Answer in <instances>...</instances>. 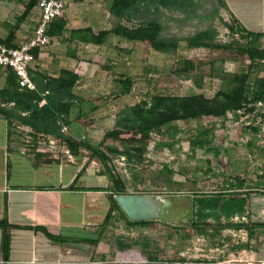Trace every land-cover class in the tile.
Returning a JSON list of instances; mask_svg holds the SVG:
<instances>
[{
	"label": "crops",
	"instance_id": "crops-1",
	"mask_svg": "<svg viewBox=\"0 0 264 264\" xmlns=\"http://www.w3.org/2000/svg\"><path fill=\"white\" fill-rule=\"evenodd\" d=\"M100 1L102 3L99 0L80 3L67 0L64 15L66 31L63 36L55 37L51 45L36 49L38 55L33 62V70L54 78L62 70L74 71L81 77L74 89L81 103L72 111L65 135L92 146H98L106 132L115 126L119 112L126 107L121 103L131 94L121 95L119 83L115 80L116 85L110 86L104 97V92L91 83L98 71L92 67L95 60L89 58V53L108 45L111 36L103 45L68 41L74 29L90 27L98 32L112 28L100 26L101 21L95 15L104 9L108 11L106 0ZM30 2L0 0V42L17 47L33 35L40 21L41 8L37 0L23 18ZM223 3V8L236 21L243 45L254 44L260 50L264 49V0H223ZM114 49L118 50V47ZM129 58L123 62L126 71L118 73V76L131 78L135 60L130 61ZM259 69L254 75L264 77V63ZM7 80L8 70L0 67V91L6 87ZM26 127L18 122L9 125L0 116V264H58L60 261L86 262L93 259L105 251L102 229L113 192L103 166L98 163L89 165L82 157H75L74 163L50 159L48 152L37 149L35 141L25 144ZM206 133L212 137L210 131ZM209 137L207 141H211ZM210 147L214 157H221L222 152L232 155L231 148ZM244 153L238 165L231 167V172L224 177L216 178L220 173L217 167L208 171L212 175L210 182L220 186L218 189H215L216 185L212 186L214 190L209 195L222 194L226 200L239 198L243 201L241 214L247 215L248 222L233 223V216H223L219 225L214 218H209L206 231L198 230L199 223H196L195 231L209 236L211 244L215 245L220 241L224 228L244 227L249 232L252 245L243 244L238 249L252 248L255 257L264 261V149L250 148ZM3 223L10 226L8 253L4 250ZM137 229L133 230L136 232ZM153 251L149 243V248L144 250L151 259L149 264L173 263L167 259L157 263L153 259ZM174 263L191 264L184 260ZM192 264L205 263L196 261Z\"/></svg>",
	"mask_w": 264,
	"mask_h": 264
},
{
	"label": "rangeland",
	"instance_id": "rangeland-1",
	"mask_svg": "<svg viewBox=\"0 0 264 264\" xmlns=\"http://www.w3.org/2000/svg\"><path fill=\"white\" fill-rule=\"evenodd\" d=\"M195 1L196 9L188 15L162 11L159 18L164 26L165 36L184 38L212 26L218 32V42L244 44L239 34L231 33L227 28L226 24L231 25L232 19L219 0ZM99 3L102 2L99 0ZM95 15L103 27L111 28L122 22L106 9ZM115 47H118V50L114 49ZM238 47L236 45L228 51H209L189 49L186 43L182 42L176 53L163 54L152 50L147 41L132 43L111 36L108 45L97 47L96 51L89 53L91 55L89 58L95 60L92 61V67L98 71L91 83L100 88L105 97L108 88L116 85L118 73L126 71L123 62L126 63L130 57V61L135 60V71L131 74L132 92L121 103L124 106H134L155 94L185 95L196 92L212 97L223 85L222 80L215 74L218 72L233 74L247 69L248 59L239 54ZM185 60H192L197 65L191 79L177 73ZM212 64L216 68L214 75ZM198 82H201V86L197 85ZM238 115L229 113L226 118L203 117L199 120L174 123L178 128L175 136L166 132L152 136L146 153L149 162L138 170L132 165L126 166L125 161L122 164L119 155L113 157L109 167L121 177L123 183L137 195H149L161 200L163 211L161 219L157 222L153 220V224L147 229L138 228L133 236L128 233L124 222L118 221V218H112L107 224L104 222L102 238L105 251L88 261H98L100 264H149L145 261L151 259L144 254L143 248V244L149 242L154 250L153 259L157 260V263L163 259L176 262L178 252L189 244L190 236L181 225L191 222L194 199L197 195L209 194L214 190L212 186L217 184L210 182L212 175L208 171L217 167L220 173L216 178L220 179L224 174L231 172V167L238 165L237 162L246 150L261 148L257 145L259 143L257 130L260 129V124L251 121L252 115ZM111 128L113 129L114 125ZM208 131L212 133L210 134L212 137L207 135ZM108 132L99 141L104 151L109 146L122 149L120 140L130 137L127 134L109 137ZM208 137L211 141H207ZM209 146L221 150L225 147L231 148L232 155L222 152L221 157H214ZM83 154L89 165L98 163L102 166L99 160L90 161L86 151ZM49 157L52 160L67 161L66 163L75 162L74 156L72 161H68L64 154L58 159L50 154ZM247 158L251 160L250 157ZM165 166L174 172L173 175L169 176L165 172ZM135 174H140L136 180ZM109 182L112 188L116 187L110 179ZM215 187L218 189L220 186ZM118 238L123 242L122 246L118 245ZM135 241L139 244L134 245ZM163 249L166 250L165 253ZM132 253L135 258L130 255Z\"/></svg>",
	"mask_w": 264,
	"mask_h": 264
},
{
	"label": "trees",
	"instance_id": "trees-1",
	"mask_svg": "<svg viewBox=\"0 0 264 264\" xmlns=\"http://www.w3.org/2000/svg\"><path fill=\"white\" fill-rule=\"evenodd\" d=\"M76 3L85 0H73ZM224 7L223 0H219ZM37 0H31L23 16L25 18L30 10L36 5ZM195 0H107V9L110 14L121 20L119 24L111 29L94 31L90 27L74 29L68 38L69 42L103 45L109 36H117L129 42L147 41L152 50L163 54H174L178 51L182 42L186 43L189 49L204 48L209 51H228L238 45L239 54L251 60L247 70H241L233 74L218 72L215 74L222 82V87L210 97L204 93L192 92L185 95L155 94L150 98L139 102L134 106H126L119 112L114 128L107 133V136L127 134L129 138L121 139L122 149L117 146L106 147V151L100 146H92L84 142H77L61 132L62 126H67L72 111L79 107L81 99L74 93L75 87L79 84L81 77L74 71L62 70L57 78L49 76L45 72L29 70V75L35 84V89L21 88L18 76L10 69L6 87L0 91L3 103L13 102L12 107L0 106V116L8 121L9 125L18 122L23 126L31 127L37 134L55 135L69 148L71 154L76 158H84L83 150L88 153L89 160H99L106 175L115 184L110 195L111 206L106 216V224L112 218L123 221L129 231L134 228L148 227L153 220L131 221L122 211L115 195L129 194L121 177L114 173L109 163L112 158L119 155L125 156L131 164H141L145 159L148 144L153 133H170L175 136L178 132L174 123L179 121L199 120L203 117L226 118L229 113L237 114V111L245 109L246 113H253L256 110L255 104H264V77L254 75L260 71V61L264 59V49H259L254 44L243 45L239 42L220 43L217 41L218 32L214 27H208L197 31L195 34L179 38L176 36H165L164 26L160 21L162 11L180 12L188 15L196 9ZM67 20L64 17L54 20L48 30L52 37L63 36L66 31ZM231 33H240L236 21L226 24ZM7 44V43H6ZM13 47V46H11ZM37 57L38 50L33 51ZM183 67L177 71L186 79L192 78V72L197 65L192 60H185ZM216 71L212 64L213 75ZM202 80V79H200ZM121 95L130 94L133 81L130 77L118 76ZM201 86V82L197 83ZM45 101L44 104L41 103ZM251 105V107H248ZM258 116L264 117L261 111ZM88 164V162H87ZM165 172L169 176L173 171L165 166ZM140 174H135V180ZM193 214L191 222L181 227L195 229L196 223L200 232L208 228L207 220L214 218L220 225L221 218H230L236 214L243 213V201L236 197L227 200L222 194L211 196L209 194L198 195L194 199ZM115 211L116 214H113ZM5 230L4 250L8 253L10 248L9 225L2 224ZM221 228V227H220ZM46 232V230H44ZM47 233V232H46ZM119 246L123 242L118 238ZM139 242H134V245ZM144 250L149 248V243L143 244ZM169 264H175L169 263Z\"/></svg>",
	"mask_w": 264,
	"mask_h": 264
},
{
	"label": "built area",
	"instance_id": "built-area-1",
	"mask_svg": "<svg viewBox=\"0 0 264 264\" xmlns=\"http://www.w3.org/2000/svg\"><path fill=\"white\" fill-rule=\"evenodd\" d=\"M66 4L67 0H39L41 17L36 29L33 32V35L17 47H11L0 42V67L12 69L18 76L19 85L21 88H27L30 90L35 89V84L29 75V70H33V62L35 60L33 51L36 49L41 50L54 42L55 37L48 35L49 26L54 20L64 17ZM246 63H248V69V67L251 65V60L248 59ZM260 63H264V60H261ZM42 103H44V101ZM0 106L12 107L14 106V103H3L0 98ZM255 106L256 110L253 113H246L245 109H242L237 111V114L252 115L253 117L251 118V121H255L257 124H260V129L257 130V137L259 138V143L257 145L264 149V118L257 115V113L260 111L264 113V104L258 102L255 104ZM248 107H251V105ZM61 132L64 135L67 133V127L65 125L62 126ZM154 134L156 133H153L151 138ZM33 141L36 142L37 149L48 152L56 159H58L61 154H64L68 158V161L73 160V155L60 137L49 134H37L31 127L27 126L25 144L28 145ZM144 157V161L138 165L129 163L125 156H120L118 158L121 159L120 161H122V164L125 161L126 166L132 165L135 170H138L143 167L144 164L149 162L147 158L148 155L145 154ZM126 190L129 194H137L136 192H133L132 189H129L128 186H126ZM231 222L244 224L248 222V217L246 214H236L231 218ZM185 231L190 236L189 244L186 246V248L178 252L177 261L179 263L184 260L186 263L191 264L196 261L205 264H264V261L258 260L255 257L254 252L251 250L252 248L238 249L243 244L252 245L249 232L244 227L235 228L228 226L224 228L221 233L220 241H218L215 245L211 244V239L209 236L205 234H198L195 229H186ZM128 233H131L133 236L135 231L131 229ZM130 255L133 257L135 256L133 253ZM145 262L150 263L149 260H146ZM100 263L101 262L98 261L78 262L73 260L68 262H58V264Z\"/></svg>",
	"mask_w": 264,
	"mask_h": 264
},
{
	"label": "water",
	"instance_id": "water-1",
	"mask_svg": "<svg viewBox=\"0 0 264 264\" xmlns=\"http://www.w3.org/2000/svg\"><path fill=\"white\" fill-rule=\"evenodd\" d=\"M115 200L131 221H148L161 219L163 204L161 200L149 195L119 194L115 195ZM152 200V201H151ZM160 202V212L156 213L150 208V203Z\"/></svg>",
	"mask_w": 264,
	"mask_h": 264
},
{
	"label": "bare ground",
	"instance_id": "bare-ground-1",
	"mask_svg": "<svg viewBox=\"0 0 264 264\" xmlns=\"http://www.w3.org/2000/svg\"><path fill=\"white\" fill-rule=\"evenodd\" d=\"M150 208H152V211L154 210L156 213H159L160 212V202L159 201L151 202Z\"/></svg>",
	"mask_w": 264,
	"mask_h": 264
}]
</instances>
